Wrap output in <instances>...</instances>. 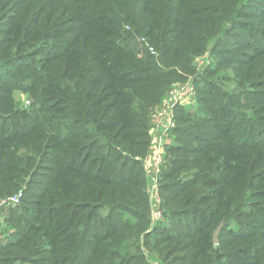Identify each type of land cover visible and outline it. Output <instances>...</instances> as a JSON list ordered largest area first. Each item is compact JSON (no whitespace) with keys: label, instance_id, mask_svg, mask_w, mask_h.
<instances>
[{"label":"trees","instance_id":"trees-1","mask_svg":"<svg viewBox=\"0 0 264 264\" xmlns=\"http://www.w3.org/2000/svg\"><path fill=\"white\" fill-rule=\"evenodd\" d=\"M260 46L264 0H0V264H264ZM190 76L151 228V113Z\"/></svg>","mask_w":264,"mask_h":264},{"label":"built area","instance_id":"built-area-1","mask_svg":"<svg viewBox=\"0 0 264 264\" xmlns=\"http://www.w3.org/2000/svg\"><path fill=\"white\" fill-rule=\"evenodd\" d=\"M150 51L155 53L154 48L150 47ZM208 55L197 59L199 66L209 63ZM196 87L194 80L189 79L175 85L164 97V100L151 113V120L155 123L154 128L157 129L153 138L148 157L141 159L143 164L149 170L148 190L151 195L152 205V227L164 220L163 211L161 209L162 197L160 194V171L165 162L166 145L168 143L171 132L177 125L176 110L179 106L192 108L196 105ZM30 104V102H28ZM24 197V191H20L13 196L1 201V206L11 207L19 204ZM6 235L0 231V239Z\"/></svg>","mask_w":264,"mask_h":264},{"label":"rangeland","instance_id":"rangeland-1","mask_svg":"<svg viewBox=\"0 0 264 264\" xmlns=\"http://www.w3.org/2000/svg\"><path fill=\"white\" fill-rule=\"evenodd\" d=\"M236 32H238L237 34H241V35H243V36H247L248 35V33L245 31V30H243V29H241V28H239V29H237V31ZM230 39H231V41L232 42H235L236 44L233 46V48H238V47H240L241 48V45H240V42H245V38L244 37H242V36H240V35H235V33L233 32V33H231V36H230ZM230 42V41H229ZM231 42V43H232ZM264 46H260V48H263ZM223 50V49H222ZM225 52H227V54H231V49L230 50H224ZM223 52V51H222ZM209 55H208V57H207V60H205V61H208V59H209ZM209 63H210V61H209ZM208 63V64H209ZM205 67H207V65H205V66H203V68H205ZM202 69H198V73L199 74H201L202 73ZM195 79V76H190V78L189 79H192V80H194ZM201 79V80H200ZM202 79H203V77L201 76V77H199L197 80L195 79L194 80V84H195V87H197V86H203L204 85V82L202 81ZM196 81V82H195ZM199 81V83H197ZM15 97H16V100L18 101V102H20V104H21V106H29L30 104H31V98H30V96L29 95H27V94H25L24 92H22V91H16L15 92ZM28 102H30V104L28 103ZM194 111V110H193ZM248 113H250V112H248ZM180 124H182V125H184V123H180ZM152 125H153V127H154V125H155V123H153L152 122ZM176 127H177V125H176ZM175 127V128H176ZM174 128V130L171 132V134H170V136H169V139H168V143H167V145H166V155H165V162H164V166L165 167H167L166 166V163L171 159V155L168 153V147L169 146H171L173 143H175V142H177L178 141V139L180 138L179 136H178V133H179V130L177 131L176 129ZM156 132H157V129L156 128H154L153 130H152V135H153V137H155V135H156ZM150 154V153H149ZM148 157V156H147ZM141 162L143 163V161L141 160ZM143 166H144V169H145V172L147 173V181L149 182V174H148V172H149V170L147 169V167L143 164ZM163 165H162V167H161V171H160V176H161V172H162V169H163V167H164ZM159 176V177H160ZM24 191V190H23ZM25 192V191H24ZM18 193V192H17ZM16 194V193H15ZM15 194H12V195H9V196H6V197H3V198H1L0 199V203H1V201H3V200H5L6 198H8V197H10V196H13V195H15ZM160 194H161V197H162V193H161V181H160ZM162 201H163V197H162ZM0 206H1V204H0ZM2 207H4V208H6L5 206H2ZM2 207H0V231L2 232V233H4L6 236H8L9 235V233L12 235L13 234V232H14V228H12L11 227V224H9V222H7V216H8V213L6 212L5 213V211H3L2 209ZM151 208H152V205H151ZM163 215H164V213H163ZM9 226V227H8ZM6 238V237H5ZM4 239V238H3ZM0 240H2V239H0Z\"/></svg>","mask_w":264,"mask_h":264},{"label":"water","instance_id":"water-1","mask_svg":"<svg viewBox=\"0 0 264 264\" xmlns=\"http://www.w3.org/2000/svg\"><path fill=\"white\" fill-rule=\"evenodd\" d=\"M222 226L223 224H221L214 232V243L215 244H218L219 243V235H220V232H221V229H222Z\"/></svg>","mask_w":264,"mask_h":264},{"label":"crops","instance_id":"crops-1","mask_svg":"<svg viewBox=\"0 0 264 264\" xmlns=\"http://www.w3.org/2000/svg\"><path fill=\"white\" fill-rule=\"evenodd\" d=\"M153 263H154V264H160V262H158V261H156V260H154Z\"/></svg>","mask_w":264,"mask_h":264}]
</instances>
